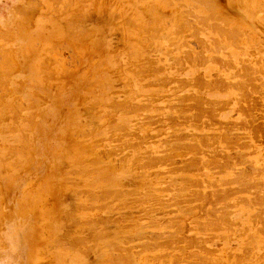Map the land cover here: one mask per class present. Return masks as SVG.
I'll list each match as a JSON object with an SVG mask.
<instances>
[{
    "label": "rangeland",
    "instance_id": "1",
    "mask_svg": "<svg viewBox=\"0 0 264 264\" xmlns=\"http://www.w3.org/2000/svg\"><path fill=\"white\" fill-rule=\"evenodd\" d=\"M0 35V264H264V0H0Z\"/></svg>",
    "mask_w": 264,
    "mask_h": 264
},
{
    "label": "bare ground",
    "instance_id": "2",
    "mask_svg": "<svg viewBox=\"0 0 264 264\" xmlns=\"http://www.w3.org/2000/svg\"><path fill=\"white\" fill-rule=\"evenodd\" d=\"M50 1H51V0H50ZM60 1H61V0H60ZM77 1H78V0H77ZM176 1H178V0H176ZM192 1H193V0H192ZM79 2H80V1H79ZM125 2H126V1H125ZM194 2H195V1H194ZM199 2H201V1H199ZM204 2H205V1H204ZM54 3H55V2H54ZM196 3H198V1H197ZM31 4H32V3H31ZM55 4H56V3H55ZM67 4H68V3H67ZM189 4H190V3H189ZM206 4H208V3H206ZM206 4H205V5H206ZM27 5H28V4H27ZM29 5H30V4H29ZM52 5H54V4H52ZM56 5H57V4H56ZM57 6H58V5H57ZM57 6H56V8H57ZM179 6H181V5H179ZM206 6H207V5H206ZM210 6H211V5H210ZM219 6H220V5H219ZM64 7H65V6H64ZM66 7H67V5H66ZM215 7H216V6H215ZM193 8H194V6H193ZM209 8H211V7H209ZM216 8H217V7H216ZM216 8H215V9H216ZM258 8H259V7H258ZM18 9H21V8H18ZM35 9H36V7H35ZM65 9H67V8H65ZM65 9H63V10H65ZM189 9H190V8H189ZM207 9H208V8H207ZM58 10H59V9H58ZM190 10H191V9H190ZM190 10H188V11H190ZM208 10H209V9H208ZM213 10H214V9H213ZM16 11H17V10H16ZM21 11H22V9H21ZM188 11H187V14H189ZM19 12H20V11H19ZM56 12H57V11H56ZM149 12H150V11H149ZM191 13H192V12H191ZM212 14H214V13H212ZM151 15H152V14H151ZM183 15H184V14H183ZM195 15H196V14H195ZM209 15H210V14H209ZM224 15H225V14H224ZM72 16H73V15H72ZM74 16H75V15H74ZM187 16H188V15H187ZM193 16H194V15H193ZM213 16H214V19H215V15H213ZM183 17H184V16H183ZM189 17H192V16H189ZM70 18H71V17H70ZM70 18H69V19H70ZM72 18H73V17H72ZM187 18H188V17H187ZM200 18H201V17H200ZM217 18H218V17H216V21H217ZM221 18H222V17H221ZM230 18H231V17H230ZM205 19H206V18H205ZM207 19H208V18H207ZM210 19H211V18H210ZM185 20H186V19H185ZM188 20H189V19H187V21H188ZM203 20H204V19H203ZM208 20H209V19H208ZM208 20H207V21H208ZM105 21H106V20H105ZM177 21H178V19H177ZM181 21H182V20H181ZM193 21H194V20L192 19V22H193ZM204 21H205V20H204ZM222 21H223V20H222ZM230 21H231V20H230ZM68 22H69V21H68ZM178 22H179V21H178ZM188 22H189V21H188ZM194 22H195V21H194ZM194 22H193V24H192V23H191V24L194 25V24H195ZM200 22H201V21H200ZM66 23H67V22H66ZM70 23H71V22H70ZM73 23H74V22H73ZM77 23H78V22H77ZM126 23H127V22H126ZM189 23H190V22H189ZM189 23H186V24L190 25ZM198 23H199V22H198ZM206 23H207V22H206ZM206 23H205V24H206ZM218 23H219V22H218ZM71 24H72V23H71ZM71 24H70V25H71ZM183 24H184V23H183ZM199 24H200V23H199ZM227 24H228V23H227ZM76 25H77V24H76ZM78 25H81V24H78ZM175 25H176V24H175ZM179 25H180V24H179ZM179 25H177V26H179ZM192 25H191V26H192ZM201 25H202V24H201ZM74 26H75V25H74ZM184 26H185V25H184ZM202 26H203V25H202ZM69 27H70V26H69ZM76 27H77V26H76ZM175 27H176V26H175ZM179 27L181 28V26H179ZM195 27H196V25H195ZM205 27H206V26H205ZM208 27H209V25H208ZM210 27H211V26H210ZM214 27H215V26H214ZM83 28H84V27H83ZM148 28H149V27H148ZM177 28H178V27H177ZM177 28H176V30H177ZM190 28H191V27H190ZM190 28L187 27L188 30H189ZM193 28H194V27H193ZM202 28H203V27H202ZM211 28H212V27H211ZM219 28H222V27L220 26ZM67 29H68V28H67ZM67 29H66V30H67ZM72 29H73V28H72ZM121 29H122V28H121ZM184 29H185V28H184ZM187 29H186V32L188 31ZM208 29H209V28H208ZM214 29H216V28H214ZM232 29H234V28H232ZM84 30H85V29H83V31H84ZM86 30H87V28H86ZM160 30H162V29H160ZM178 30H179V29H178ZM198 30H199V28H198ZM174 31H175V30H174ZM183 31H184V30H182L181 32H183ZM199 31H200V30H199ZM220 31H221V30H220ZM235 31H236V29H235ZM235 31H234V32H235ZM66 32H67V31H66ZM81 32H82V31H81ZM81 32H80V33H81ZM85 32H86V31H85ZM120 32H122V31H120ZM176 32H177V31H176ZM181 32L178 31V33H181ZM212 32H214V31H212ZM217 32H219L218 29H217ZM225 32H226V31H225ZM228 32H229V31H228ZM231 32H232V31H231ZM239 32H240V31H238L237 34H239ZM64 33H65V32H64ZM145 33H146V32H145ZM174 33H175V32H174ZM183 33H184V32H183ZM68 34H69V33H68ZM82 34H83V32H82ZM86 34H87V33H86ZM90 34H92V33H90ZM191 34H192V33H191ZM196 34H198V32H197ZM224 34H225V33H224ZM233 34H234V33H233ZM242 34H243V33H242ZM72 35H73V34H72ZM84 35H85V34H84ZM84 35H83V36H84ZM88 35H89V34H88ZM179 35H180V34H179ZM181 35H182V34H181ZM220 35H221V34H219V36H220ZM228 35H229V33H228ZM239 35H240V34H239ZM1 36H2V35H0V39H1ZM176 36H178V35L176 34ZM193 36H194V34H193ZM196 36H198V35H196ZM221 36H222V35H221ZM230 36H233V35H230ZM236 36H238V35H236ZM75 37L77 38L76 35H75ZM79 37H82V35H81V36L79 35ZM84 37H85V36H84ZM88 37H90V35H89ZM91 37H92V36H91ZM122 37H123V36H122ZM166 37H167V36H166ZM242 37H243V35H242ZM242 37H241V38H242ZM4 38H5V37H4ZM246 38H247V37H246ZM72 39H73V37H72ZM90 39H91V38H90ZM231 39H232V38H231ZM231 39H230V40H231ZM236 39H237V38H236ZM3 40H5V39H3ZM122 40H123V38H122ZM150 40H151V39H150ZM184 40H185V38H184ZM230 40H227V41H228L227 43H229ZM237 40H238V39H237ZM247 40H248V39H247ZM5 41H6V40H5ZM73 41H74V40H73ZM79 41H80V40H79ZM79 41H78V42H79ZM165 41H166V40H165ZM71 42H72V41H70V43H71ZM74 42H75V41H74ZM80 42H81V41H80ZM143 42H144V40H143ZM146 42H147V41H146ZM182 42L184 43V41H182ZM215 42H217V41H215ZM232 42H233V41H232ZM232 42L230 43V45L233 44ZM56 43H57V42H56ZM183 43H182V44H183ZM234 43H235V42H234ZM80 44H81V43H80ZM216 44H217V43H216ZM235 44H236V43H235ZM74 45H75V44H74ZM148 45H149V44H148ZM227 45H228V44H227ZM233 45H234V44H233ZM56 46H57V45H56ZM144 46H145V45H144ZM169 46H170V45H169ZM231 46H232V45H231ZM234 46H236V45H234ZM148 47H149V46H148ZM202 47H203V45L201 44V48H202ZM215 47H216V46H215ZM221 47H222V46H221ZM235 48H239V47L236 46ZM176 49H177V48H176ZM242 49H243V48H242ZM2 50H3V49H2ZM173 50H174V49H173ZM201 50H202V49H201ZM218 50H219V49H218ZM4 51H5V50H4ZM73 51H74V50H73ZM187 51H188V50H187ZM208 51H210V50H208ZM216 51H217V50H216ZM173 52H174V51H173ZM206 52H207V51H206ZM218 53H219V52H218ZM167 54H168V52H167ZM196 55H198V53H197ZM199 55H200V54H199ZM202 56H203V55H202ZM145 57H146V56H145ZM79 58H80V57H79ZM198 58H200V57H198ZM201 58H202V57H201ZM212 58H213V57H212ZM145 59H146V58H145ZM178 59H179V58H178ZM182 59H183V57H182ZM187 59H188V58H187ZM195 59H197V58H195ZM205 59H206V58H205ZM78 60H79V59H78ZM147 60H148V59H147ZM174 60H175V59H174ZM184 60H185V59H184ZM188 60H189V59H188ZM203 60H204V59H203ZM258 60H259V59H258ZM80 61H81V60H80ZM141 61H142V60H141ZM170 61H171V60H170ZM179 61H180V60H179ZM181 61H182V60H181ZM181 61H180V62H181ZM195 61H196V60H195ZM239 61H240V59H239ZM243 61H245V60H243ZM246 61H248V60H246ZM152 62H153V61H152ZM172 62H173V60H172ZM187 62H188V61H187ZM206 62H207V61H206ZM221 62H224V61H222V59H221ZM230 62H231V61H230ZM230 62H229V63H230ZM144 63H145V62H144ZM146 63H147V62H146ZM176 63H177V62H176ZM182 63H183V62H182ZM227 63H228V62H227ZM227 63H226V64H227ZM229 63H228V65H229ZM240 63H241V62H240ZM256 63H257V62H256ZM258 63H259V62H258ZM224 64H225V63H224ZM149 65H150V64H149ZM183 65H184V64H183ZM246 66H247V65H244V67H246ZM249 66H250V65H249ZM120 67H121V66H120ZM120 67H119V68H120ZM224 67H225V66H224ZM232 67H233V66H232ZM239 67H240V66H239ZM247 67H248V66H247ZM247 67H246V68H247ZM250 67H251V66H250ZM160 68H161V67H160ZM181 68H182V67H181ZM181 68H180V69H181ZM226 68H231V67L228 66V67H226ZM248 68H249V67H248ZM148 69H149V68H148ZM182 69H183V68H182ZM236 69H237V68H236ZM183 70H184V69H183ZM225 70H227V69H225ZM237 70H238V69H237ZM243 70H244V68H243ZM251 70H252V69H251ZM256 70H257V69H255V71H256ZM140 71H141V70H140ZM140 71H139V72H140ZM161 71H162V70H161ZM258 71H261V70H258ZM143 72H144V71H143ZM244 72H245V71H244ZM261 72H262V71H261ZM148 73H149V72H148ZM257 73H258V72H257ZM247 74H248V73H247ZM251 74H252V73H251ZM261 74H262V73H261ZM199 75H200V74H199ZM230 75H231V74H230ZM255 75H256V74H255ZM262 75H263V74H262ZM3 76H4V75H3ZM47 76H48V75H47ZM244 76H245V75H244ZM246 76H248V75H246ZM200 77H201V75H200ZM205 77H206V76H205ZM212 77H213V76H212ZM248 77H249V76H248ZM245 78H246V77H245ZM257 78H259V77H257ZM203 80H204V79H203ZM246 80H247V79H246ZM187 81H188V80H187ZM243 81H244V80H243ZM19 82H20V81H19ZM204 82H205V80H204ZM253 82H254V81H253ZM173 83H174V82H173ZM206 83H207V82H205V85H206ZM245 83H246V81H245ZM245 83H244V84H245ZM248 83H249V82H248ZM154 84H155V83H154ZM178 84H179V83H178ZM193 84H194V83H193ZM210 84H211V83H210ZM240 84H242V83H240ZM179 85H180V84H179ZM187 85L190 86L191 84H190V85L187 84ZM207 85H209V83H207ZM259 85H260V84H259ZM262 85H263V84H262ZM210 86H211V85H210ZM210 86H208V87H210ZM239 86H240V85H239ZM245 86H246V85H245ZM150 87H151V86H150ZM182 87H183V86H182ZM211 87H212V86H211ZM240 87H241V86H240ZM242 87H243V86H242ZM262 87H263V86H262ZM263 90H264V89H263ZM222 91H223V90H222ZM224 91H226V89H225ZM257 91H258V90H257ZM242 93H243V92H242ZM237 94H238V93H237ZM243 95H244V94H243ZM243 97H244V96H243ZM243 97H242V98H243ZM18 100H19V99H18ZM18 100H17V101H18ZM182 100H183V99H182ZM14 101H16V100H14ZM177 102H178V100H177ZM177 102H176V103H177ZM205 102L207 103V101H205ZM210 102L212 103L213 101L211 100V101H209L208 103H210ZM214 102H215V101H214ZM12 103H13V102H12ZM18 103H19V102H18ZM129 103H130V102H129ZM211 103H210V104H211ZM224 103H225V102H224ZM229 103H230V102H229ZM229 103H228V104H229ZM116 104H117V103H116ZM124 104H125V103H124ZM180 104H181V103H180ZM213 104H214V103H213ZM213 104H212V105H213ZM217 104H218V101H217ZM219 104H220V103H219ZM126 105H128V104H126ZM208 105H209V104H208ZM12 106H13V105H12ZM19 106H20V105H19ZM110 106H111V105H110ZM118 106H119V104L117 105V107H118ZM122 106L124 107L125 105H122ZM130 106H132V105H130ZM209 106H210V105H209ZM215 106H216V105H215ZM217 106H219V105H217ZM222 106H223V104H222ZM119 107L121 108V106H119ZM127 107H128V106H127ZM132 107H133V106H132ZM205 107H207V105H206ZM211 107H212V106H211ZM213 107H214V106H213ZM213 107H212V108H213ZM224 107H225V106H224ZM20 108H21V107H20ZM24 108H25V107H24ZM124 108H125V107H124ZM128 108H129V107H128ZM140 108H141V107H140ZM225 108H226V107H225ZM17 109H18V108H17ZM19 110H20V109H19ZM19 110H18V112H19ZM22 110H23V109H22ZM119 110H120V109H119ZM123 110H124V109H123ZM211 110H214V109H211ZM126 111H127V110H126ZM130 111H131V110H130ZM132 111H133V109H132ZM15 112H16V111H15ZM112 112H114V111H112ZM134 112H135V110H134ZM134 112H133V113H134ZM13 114H14V113H13ZM16 114H17V113H16ZM32 114H33V113H32ZM30 115H31V114H30ZM12 117H13V116H12ZM14 117H15V116H14ZM32 117H33V116H32ZM9 118H10V117H9ZM250 118H251V117H250ZM30 119H31V118H30ZM32 119H33V118H32ZM32 119L30 120V123H31ZM190 119H191V118H190ZM1 120H2V119H1ZM15 120H17V119H15ZM22 120H23V119H22ZM19 121H20V120H19ZM24 121H25V120H24ZM27 121L29 122V120H27ZM33 122H34V119H33ZM33 122H32V123H33ZM112 122H113V121H112ZM255 123H256V122H255ZM253 124H254V123H253ZM30 125H31V124H30ZM12 126H13V125H12ZM87 126H88V125H87ZM121 127H122V126H121ZM173 127H174V126H173ZM93 128H94V127H93ZM114 128H115V127H114ZM119 128H120V127H119ZM11 129H12V131H13V128H12V127H11ZM91 129H92V128H91ZM92 130H93V129H92ZM10 131H11V130H10ZM14 131H17V130L15 129ZM86 131H88V130H86ZM90 131H91V130H90ZM119 131H120V130H119ZM92 132H93V131H92ZM75 133H76V132H75ZM86 133H87V132H86ZM89 133H91V132H89ZM84 134H85V132H84ZM78 135H79V134H78ZM78 135H77V136H78ZM80 135H82V133H80ZM87 135H88V134H87ZM122 135H123V134H122ZM22 136H23V135H22ZM110 139H111V138H110ZM120 139H121V138H120ZM100 140H103V139H100ZM105 140H106V139H105ZM113 140H114V139H113ZM115 141H116V140H115ZM123 145H124V144H123ZM125 145H126V144H125ZM121 146H122V145H121ZM95 147H96V146H95ZM111 147H112V146H111ZM117 147H118V146H117ZM132 147H135V146H132ZM132 147H131V148H132ZM121 149H122V148H120V150H121ZM9 150H10V149H9ZM109 150L112 151L111 148H110ZM116 150H117V149H116ZM172 150H173V149H172ZM172 150H171V152H172ZM174 150H175V149H174ZM174 150H173V151H174ZM10 151H12V150H10ZM10 151H9V153H10ZM68 151H69V150H68ZM89 151H90V150H89ZM130 151H131V150H130ZM117 152H118V151H117ZM164 152H165V151H164ZM115 153H116V152H115ZM8 155H10V154H8ZM109 156H111V155H109ZM137 156H138V155H137ZM107 157H108V156H107ZM126 157H127V156H126ZM105 158H106V157H105ZM101 159H102V158H101ZM97 160H98V159H97ZM136 160H138V159L136 158ZM1 161H2V160H1ZM2 162H3V161H2ZM88 162H89V161H88ZM120 162H121V161H120ZM90 163H91V162H90ZM98 163H99V162H98ZM101 163H102V162H101ZM107 163H108V162H107ZM121 163H122V162H121ZM119 164H120V163H119ZM110 167H111V166H110ZM112 168H113V166H112ZM117 169H118V168H117ZM139 169H140V168H139ZM95 170H96V169H95ZM72 171H73V170H72ZM92 171H93V170H92ZM82 173H83V172H82ZM125 191H126V190H125ZM90 192H91V191H90ZM106 192H107V191H106ZM121 192H122V191H121ZM123 192H124V191H123ZM131 192H132V191H131ZM118 194H119V193H118ZM91 195H92V194H91ZM107 195H108V194H107ZM114 195H115V194H114ZM100 196H101V195H100ZM131 196H132V195H131ZM90 197H91V196H90ZM92 197H94V195H92ZM92 197H91V199H92ZM102 197H105V196H102ZM93 199H94V198H93ZM99 199H100V198H99ZM119 201H120V200H119ZM119 204H121V203H119ZM107 213H109V212L107 211ZM119 213H120V212H119ZM98 218H99V217H98ZM120 218H121V217H120ZM123 219H124V218H123ZM104 235H105V234H104ZM97 238H98V237H97ZM118 238H119V237H118ZM122 240H123V239H122ZM125 242H126V241H125ZM122 243H123V242H122ZM116 245H117V244H116ZM104 246H105V245H104ZM106 247H107V246H106ZM108 247H109V246H108ZM113 249H114V248H113ZM117 250H119V249H117ZM115 251H116V250H115ZM125 252H126V251H125ZM120 253H121V252H120ZM109 255H110V254H109ZM120 255H121V254H120ZM117 256H118V255H117ZM125 256H126V255H125ZM128 256H129V255H128ZM128 256H127V257H128ZM127 257H126V258H127ZM118 258H119V257H118ZM129 258H130V257H129ZM102 259H103V258H102ZM119 259H120V258H119ZM119 259H117V260H119ZM121 259L124 260L125 258H124V259L121 258ZM127 259H128V258H127ZM129 260H130V259H129ZM106 261H107V260H106ZM119 261H120V260H119ZM124 261H125V260H124ZM131 261H132V260H131ZM101 263H102V260H101ZM133 263H135V262H133ZM133 263L131 262V264H133ZM105 264H106V263H105ZM110 264H111V263H110ZM125 264H127V263H125Z\"/></svg>",
    "mask_w": 264,
    "mask_h": 264
}]
</instances>
